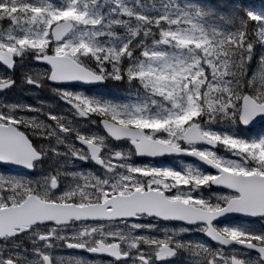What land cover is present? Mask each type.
<instances>
[{
  "label": "snow or ice",
  "instance_id": "6c2138e0",
  "mask_svg": "<svg viewBox=\"0 0 264 264\" xmlns=\"http://www.w3.org/2000/svg\"><path fill=\"white\" fill-rule=\"evenodd\" d=\"M0 21V93L20 68L26 91L49 90L106 133L51 104L0 101V165L16 173L0 171V264H264V14L0 0ZM108 82L136 99L69 90ZM165 156L214 172L133 161Z\"/></svg>",
  "mask_w": 264,
  "mask_h": 264
},
{
  "label": "rangeland",
  "instance_id": "374dc122",
  "mask_svg": "<svg viewBox=\"0 0 264 264\" xmlns=\"http://www.w3.org/2000/svg\"><path fill=\"white\" fill-rule=\"evenodd\" d=\"M53 3L59 4L61 0H51ZM130 2L135 5V0H130ZM174 2L180 7H184L187 4L186 0H139V3L143 5L145 8H151L152 6H155L156 8L162 9L165 4ZM153 14V13H149ZM6 22L0 21V25L5 24ZM119 33V29H117ZM25 65L29 64H35L34 61H28L25 60ZM47 67V66H43ZM3 68L0 67V70ZM23 71H27V68H24ZM251 74V73H249ZM14 79L16 80V87L7 93V95L0 93V101H6V102H22L25 104H32L35 105L37 101H41L46 104H51L53 106L52 110L56 114H64L68 115L70 119H73L74 121L86 125L82 126L80 128V131L84 134H89L91 132H97L98 134L104 135L102 130L100 129V126L98 124H90L84 118H78V117H72L70 113H64L63 109L68 107L65 105L62 101L59 100L58 97H56L54 94H52L49 90H35V92H29L26 91L23 86L20 85V77L22 75V70L20 68H17L15 72L12 74ZM70 91H77L73 89H69ZM99 90V89H98ZM83 92V91H82ZM86 94V93H84ZM86 95H98L101 96L104 99L111 100L112 102H118V103H128L132 100H135L136 98L134 96H130L128 94V89L122 85H120L118 82H108L105 88H102L99 91H95L94 94H86ZM97 121L99 120V117H93ZM46 119V118H44ZM214 127H217L221 131H232V129L229 128H219L218 125H215ZM77 143V142H76ZM79 146V145H78ZM123 147H127V145H123ZM217 155L225 156L226 158H234L230 157L229 153H227L222 146H217V150L215 151ZM133 161L135 163H146L150 166L159 167L161 165L166 167H172L175 170H182L185 167H196L195 165L191 163H187L184 161L176 160V159H162V160H156L154 162L151 161H145V160H138L136 157H133ZM47 162V161H46ZM48 163V162H47ZM82 163V162H81ZM82 167L85 168V170H90L93 166L91 164L88 165H82ZM197 168V167H196ZM201 170V169H199ZM2 171V170H0ZM203 171V170H201ZM206 172V171H205ZM8 173V172H7ZM13 174V173H8ZM37 174V173H36ZM211 191V190H209ZM207 194V193H205ZM140 223H151L152 221L150 219L139 221ZM157 227H163V225L158 224ZM154 235H159L162 237V233H152ZM182 237L185 240H201L205 241L202 237L201 233H195V232H189L182 234ZM189 239H188V238ZM173 264H180V260L177 259Z\"/></svg>",
  "mask_w": 264,
  "mask_h": 264
},
{
  "label": "trees",
  "instance_id": "16d2710c",
  "mask_svg": "<svg viewBox=\"0 0 264 264\" xmlns=\"http://www.w3.org/2000/svg\"><path fill=\"white\" fill-rule=\"evenodd\" d=\"M188 5L199 6L203 9H211L219 14H231L244 9L264 14V0H186Z\"/></svg>",
  "mask_w": 264,
  "mask_h": 264
},
{
  "label": "water",
  "instance_id": "95a60500",
  "mask_svg": "<svg viewBox=\"0 0 264 264\" xmlns=\"http://www.w3.org/2000/svg\"><path fill=\"white\" fill-rule=\"evenodd\" d=\"M2 68L4 67L3 65H0ZM46 66V65H44ZM101 86H104V85H85V86H81V87H78V88H82V89H85V88H92V87H101ZM103 133L106 135V133L104 132L102 126H100ZM114 143H118V142H114ZM78 144V142H77ZM198 146H204V147H208L207 145H198ZM217 148V147H216ZM216 148L212 149V150H216ZM172 158H178V159H182V160H188V161H191L193 162L194 164H196L197 166H199L200 168L208 171V172H214L213 169L209 168L207 165H204L202 164V162L196 160L195 158L193 157H190V156H171ZM138 159H142V160H148V161H154L156 159H161V158H169V156H165V157H157V158H147V157H137ZM2 167H4L5 169H10L11 166H6V165H0ZM21 172H26V170H21ZM243 220H251L252 218L250 217H245V218H242ZM229 219L226 218V217H220L217 221H214V223H223V222H226L228 221ZM175 223V222H173ZM206 239H208L207 237H205Z\"/></svg>",
  "mask_w": 264,
  "mask_h": 264
},
{
  "label": "flooded vegetation",
  "instance_id": "af4514ba",
  "mask_svg": "<svg viewBox=\"0 0 264 264\" xmlns=\"http://www.w3.org/2000/svg\"><path fill=\"white\" fill-rule=\"evenodd\" d=\"M86 93H89V91H86ZM90 93H93V91H90ZM48 167V163L45 161L44 164L42 165V168L44 169H47ZM9 172V171H8ZM12 173V172H10ZM37 173V174H36ZM13 174H16V173H13ZM40 172L38 170H33L31 173H28V175L30 177H35L37 175H39ZM151 220V219H150ZM243 221H248V220H243L241 219L240 221H233V220H229V221H226V222H223V223H218L219 225L223 226V225H228V226H243ZM162 225V224H161ZM203 237V236H202ZM188 238V237H187ZM189 239V238H188ZM203 239L205 241H207L209 244H212L213 242H211L210 240L206 239L205 237H203ZM191 240V239H189ZM77 250H68V249H64L62 254L63 255H68L69 252H76ZM80 255H84V256H88L89 254L87 253H83V252H80L79 253ZM89 258H92V257H89ZM103 259H108V257H101ZM170 260H172L171 262H168V264H173L178 258H168Z\"/></svg>",
  "mask_w": 264,
  "mask_h": 264
}]
</instances>
